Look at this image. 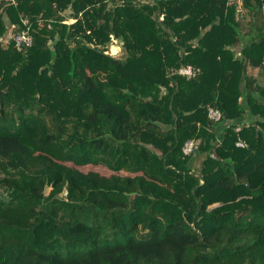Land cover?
Segmentation results:
<instances>
[{"label":"trees","instance_id":"obj_1","mask_svg":"<svg viewBox=\"0 0 264 264\" xmlns=\"http://www.w3.org/2000/svg\"><path fill=\"white\" fill-rule=\"evenodd\" d=\"M0 264H264V0H0Z\"/></svg>","mask_w":264,"mask_h":264},{"label":"built area","instance_id":"obj_2","mask_svg":"<svg viewBox=\"0 0 264 264\" xmlns=\"http://www.w3.org/2000/svg\"><path fill=\"white\" fill-rule=\"evenodd\" d=\"M159 21H163V17H160ZM24 24L28 25V22L24 21ZM11 40L15 43V46H16V48L18 50H22L24 48H29L33 44V37L30 34L29 28H27V29H25V30L13 35ZM112 44L113 45H118V49L121 48V50H122V47L120 46L119 42L114 40ZM111 53H112V51H111ZM121 54H122V52H121ZM199 72H200V69L193 68L192 66H184V67H181L180 69H178V71H177V73L179 75L185 76V77H188V78L195 77ZM208 116L214 122H218L222 118L220 111L214 110V109H210L208 111ZM237 146L242 147L243 144L242 143H238ZM195 151H196V143L194 141L187 142L184 145V147H183V153H184L185 156H191V155L194 154Z\"/></svg>","mask_w":264,"mask_h":264},{"label":"crops","instance_id":"obj_3","mask_svg":"<svg viewBox=\"0 0 264 264\" xmlns=\"http://www.w3.org/2000/svg\"><path fill=\"white\" fill-rule=\"evenodd\" d=\"M72 22V21H70ZM4 42H7L10 40V36L9 35H6L4 38H3ZM200 161H201V158L198 157L197 155H194L193 158L191 159L190 161V167L195 169V168H198L199 164H200Z\"/></svg>","mask_w":264,"mask_h":264},{"label":"rangeland","instance_id":"obj_4","mask_svg":"<svg viewBox=\"0 0 264 264\" xmlns=\"http://www.w3.org/2000/svg\"><path fill=\"white\" fill-rule=\"evenodd\" d=\"M121 46V45H120ZM120 48V47H119ZM121 50V48L120 49H118V45H113V44H111L110 46H109V54H111V55H113V56H115V57H119L120 55H121V52H122V50ZM111 51H112V53H111ZM256 71V70H255ZM254 71V72H255Z\"/></svg>","mask_w":264,"mask_h":264},{"label":"water","instance_id":"obj_5","mask_svg":"<svg viewBox=\"0 0 264 264\" xmlns=\"http://www.w3.org/2000/svg\"><path fill=\"white\" fill-rule=\"evenodd\" d=\"M165 30H166V32H168V33L170 34V37H171V39L173 40V39H174V34L171 33L169 30H167L166 28H165Z\"/></svg>","mask_w":264,"mask_h":264}]
</instances>
